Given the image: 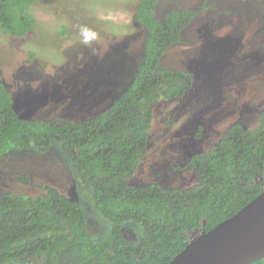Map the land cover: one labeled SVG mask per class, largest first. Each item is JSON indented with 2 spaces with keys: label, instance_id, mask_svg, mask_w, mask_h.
<instances>
[{
  "label": "rangeland",
  "instance_id": "obj_1",
  "mask_svg": "<svg viewBox=\"0 0 264 264\" xmlns=\"http://www.w3.org/2000/svg\"><path fill=\"white\" fill-rule=\"evenodd\" d=\"M139 3L39 0L31 7L36 18L31 32L14 36L0 31V79L19 116L79 123L111 108L143 60L148 30L135 20ZM187 9L194 20L161 66L188 73L192 83L184 96L159 98L152 105L148 151L124 181L131 187L151 182L191 187L198 182L196 173L178 166L211 151L232 125L256 129L261 122L264 0H160L155 17ZM84 30L96 38L86 43ZM62 148L57 139L45 154L0 160V194L44 197L46 187L56 188L85 207L89 231L98 238L108 233L111 220L95 210L92 185L77 174ZM135 232L123 230L137 241Z\"/></svg>",
  "mask_w": 264,
  "mask_h": 264
},
{
  "label": "trees",
  "instance_id": "obj_2",
  "mask_svg": "<svg viewBox=\"0 0 264 264\" xmlns=\"http://www.w3.org/2000/svg\"><path fill=\"white\" fill-rule=\"evenodd\" d=\"M37 1L0 0V31L31 32ZM159 1L140 0L135 20L148 30L143 60L130 86L102 114L79 123L24 120L0 79V160L45 154L58 139L77 174L92 185L95 210L111 220L108 233L94 238L85 207L56 188L46 187L44 197L2 193L0 264H170L192 233L212 230L264 190V109L256 129L234 124L211 151L177 167L194 171L197 184L124 183L148 151L152 105L184 96L192 83L188 73L164 68L161 60L179 43L193 12L175 10L157 19ZM129 228L137 241L124 236Z\"/></svg>",
  "mask_w": 264,
  "mask_h": 264
},
{
  "label": "water",
  "instance_id": "obj_3",
  "mask_svg": "<svg viewBox=\"0 0 264 264\" xmlns=\"http://www.w3.org/2000/svg\"><path fill=\"white\" fill-rule=\"evenodd\" d=\"M264 259V190L233 217L191 239L170 264H253Z\"/></svg>",
  "mask_w": 264,
  "mask_h": 264
},
{
  "label": "clouds",
  "instance_id": "obj_4",
  "mask_svg": "<svg viewBox=\"0 0 264 264\" xmlns=\"http://www.w3.org/2000/svg\"><path fill=\"white\" fill-rule=\"evenodd\" d=\"M84 36H85V42L87 43L91 41L92 39L96 38V33L90 32L88 30H84Z\"/></svg>",
  "mask_w": 264,
  "mask_h": 264
},
{
  "label": "built area",
  "instance_id": "obj_5",
  "mask_svg": "<svg viewBox=\"0 0 264 264\" xmlns=\"http://www.w3.org/2000/svg\"><path fill=\"white\" fill-rule=\"evenodd\" d=\"M191 239H193V238H191Z\"/></svg>",
  "mask_w": 264,
  "mask_h": 264
}]
</instances>
